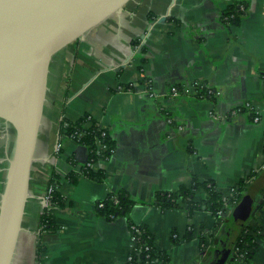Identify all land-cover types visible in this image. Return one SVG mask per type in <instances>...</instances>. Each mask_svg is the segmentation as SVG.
I'll return each instance as SVG.
<instances>
[{
  "label": "crops",
  "instance_id": "crops-1",
  "mask_svg": "<svg viewBox=\"0 0 264 264\" xmlns=\"http://www.w3.org/2000/svg\"><path fill=\"white\" fill-rule=\"evenodd\" d=\"M238 1L245 14L228 23L223 13L232 0H127L53 55L13 264H124L133 249L131 223L149 229L169 264L201 263L225 221L207 210H162L154 199L191 188L193 177L228 197L242 178L254 173L251 186L264 170V0ZM200 81L213 98L199 96ZM175 85L179 93L171 94ZM85 114L116 144L108 159L92 164L103 170L101 181L82 173L88 147L60 135L63 118ZM7 164L0 139V203ZM53 173L63 207L50 210L60 228L44 232ZM121 190L134 200L131 212L100 214L97 204ZM194 193L197 201L207 197L203 189ZM263 200L247 221L260 230L258 251L225 264H264ZM39 237L46 245L40 258Z\"/></svg>",
  "mask_w": 264,
  "mask_h": 264
},
{
  "label": "water",
  "instance_id": "water-1",
  "mask_svg": "<svg viewBox=\"0 0 264 264\" xmlns=\"http://www.w3.org/2000/svg\"><path fill=\"white\" fill-rule=\"evenodd\" d=\"M126 1L0 0V139L8 155L0 203V264H13L23 229L52 57L110 14L121 12ZM254 182L200 264L235 260L239 231L264 197V170Z\"/></svg>",
  "mask_w": 264,
  "mask_h": 264
},
{
  "label": "trees",
  "instance_id": "trees-1",
  "mask_svg": "<svg viewBox=\"0 0 264 264\" xmlns=\"http://www.w3.org/2000/svg\"><path fill=\"white\" fill-rule=\"evenodd\" d=\"M245 11L246 4L238 0H232L223 13V19L228 23H238L241 17L245 14ZM134 43H137V41ZM206 83L207 82L205 81L198 82L197 85L200 87L198 94L202 97L206 96L213 98L215 96L214 92L207 87ZM60 135L65 138L73 139L88 147L89 159L87 163L82 165V173L94 180H103V170L94 171L92 169V164L98 160L108 159L115 151L116 144L108 130H106L95 118H93V116L85 114L76 121L63 118L60 123ZM100 144H102V147ZM252 176H254V173L242 178L235 186L236 203L232 202L233 199L225 197V195L217 189L216 185L212 181L203 182L196 177H193L192 179L191 188L182 187L176 191L159 192L156 194L154 202L162 210L184 206L191 215L196 211L207 210L211 212L217 220L229 221L227 215L223 216V213L234 211L245 192L249 189V187H252V185L250 186L248 183V179ZM49 185L53 186L50 198L51 207L62 208L63 197L58 191L56 174L53 173L49 181ZM253 186L258 188L257 182H254ZM198 189H203L206 192L207 197L204 200L197 201L195 199L194 192ZM257 190L261 191V188H258ZM115 199H118L117 203L115 202ZM100 204L103 205L100 206ZM261 205L264 206V200ZM97 206L100 214L109 219H114L119 215L129 214L134 206V200L126 191L121 190L118 192H111L104 200H101ZM40 228L41 231L44 232H56L60 228V226L55 222L50 208L47 206H45L43 214L40 218ZM136 229H138V231ZM231 230L232 229H230L228 233H231ZM131 232L137 237V242L135 244L136 250L130 253L131 258L127 259L124 264H169V255L167 251L158 250L154 246L153 235L147 227L131 223ZM259 235L260 230H253L246 221L242 225L235 242V256L247 261L252 259L259 248V242L257 240ZM184 238L187 241L190 240L192 238V232H187ZM45 249L46 245L39 237L37 241V256L39 258Z\"/></svg>",
  "mask_w": 264,
  "mask_h": 264
},
{
  "label": "built area",
  "instance_id": "built-area-1",
  "mask_svg": "<svg viewBox=\"0 0 264 264\" xmlns=\"http://www.w3.org/2000/svg\"><path fill=\"white\" fill-rule=\"evenodd\" d=\"M121 89H124L123 87L121 88ZM125 89H131L130 87H125ZM177 93H179V87L178 86H172V88H171V94H177ZM246 108L247 109H252V106H251V104L250 103H247L246 105ZM253 110V109H252ZM253 112V111H252ZM254 113V112H253ZM259 119H260V117H259V115H258V113H255V115H254V120L255 121H259ZM100 146L102 147V144H100ZM58 149H59V146H58ZM255 177H251L250 179H248V183L249 182H252L253 181V179H254ZM52 190H53V186L52 185H49L48 186V188H47V190H46V192H45V195H44V202H45V206H47V207H51V205H50V198H51V192H52ZM235 197H236V189H235V187H233L231 190H230V192H229V196H228V198L230 199H233V203H236L237 201H236V199H235ZM115 202L117 203L118 202V199H115ZM103 204H100V206H102ZM137 231H138V229H136ZM136 242H137V237H136V235H133L132 234V243H133V249H132V251L131 252H133V251H135L136 250V247H135V244H136ZM131 258V255L129 254V256H128V259H130Z\"/></svg>",
  "mask_w": 264,
  "mask_h": 264
}]
</instances>
